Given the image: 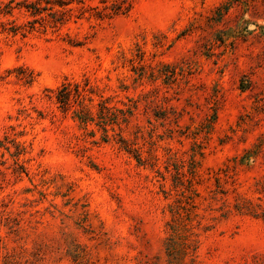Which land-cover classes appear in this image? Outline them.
Here are the masks:
<instances>
[{
    "label": "rangeland",
    "instance_id": "374dc122",
    "mask_svg": "<svg viewBox=\"0 0 264 264\" xmlns=\"http://www.w3.org/2000/svg\"><path fill=\"white\" fill-rule=\"evenodd\" d=\"M31 1L0 0V264H264V0Z\"/></svg>",
    "mask_w": 264,
    "mask_h": 264
},
{
    "label": "trees",
    "instance_id": "16d2710c",
    "mask_svg": "<svg viewBox=\"0 0 264 264\" xmlns=\"http://www.w3.org/2000/svg\"><path fill=\"white\" fill-rule=\"evenodd\" d=\"M74 2V0H34L31 2L26 3V9L30 11L32 14H40L42 11L48 10L50 11L51 18L53 19L54 23L63 21V17L65 16V13L68 11H71V8L65 10V11H58L54 10V6L59 7H68ZM42 4H45L43 6ZM124 1L122 3H118L114 9L116 13L123 12L124 10ZM126 9V8H125ZM63 95L62 99H60L59 102H63V104H67L68 102V96L70 90L67 88V86L63 85Z\"/></svg>",
    "mask_w": 264,
    "mask_h": 264
}]
</instances>
